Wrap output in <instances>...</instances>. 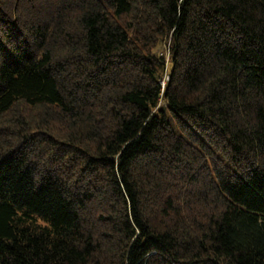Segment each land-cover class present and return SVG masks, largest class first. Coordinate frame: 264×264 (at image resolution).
<instances>
[{"label":"trees","instance_id":"1","mask_svg":"<svg viewBox=\"0 0 264 264\" xmlns=\"http://www.w3.org/2000/svg\"><path fill=\"white\" fill-rule=\"evenodd\" d=\"M0 264H264V0H0Z\"/></svg>","mask_w":264,"mask_h":264}]
</instances>
